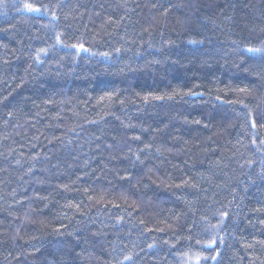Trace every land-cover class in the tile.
I'll list each match as a JSON object with an SVG mask.
<instances>
[{"label": "trees", "instance_id": "16d2710c", "mask_svg": "<svg viewBox=\"0 0 264 264\" xmlns=\"http://www.w3.org/2000/svg\"><path fill=\"white\" fill-rule=\"evenodd\" d=\"M0 264H264V0H0Z\"/></svg>", "mask_w": 264, "mask_h": 264}, {"label": "snow or ice", "instance_id": "6c2138e0", "mask_svg": "<svg viewBox=\"0 0 264 264\" xmlns=\"http://www.w3.org/2000/svg\"><path fill=\"white\" fill-rule=\"evenodd\" d=\"M26 7H30V6H26Z\"/></svg>", "mask_w": 264, "mask_h": 264}]
</instances>
